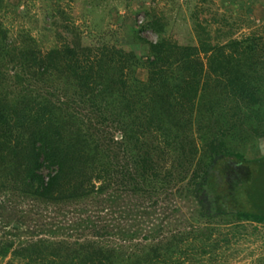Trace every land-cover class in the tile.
I'll use <instances>...</instances> for the list:
<instances>
[{
	"label": "rangeland",
	"instance_id": "rangeland-1",
	"mask_svg": "<svg viewBox=\"0 0 264 264\" xmlns=\"http://www.w3.org/2000/svg\"><path fill=\"white\" fill-rule=\"evenodd\" d=\"M0 26L9 44L0 51V102L53 103L92 148L109 150L127 170L133 143H123V103L115 94L104 93L103 109L93 110L62 69L40 74L19 54L69 44L115 46L143 59L144 40L161 39L223 47L222 65L211 68L201 55L206 65L190 122L179 110L168 112L167 103L159 107L164 130L151 142L170 140L161 154L154 151L163 171L157 181L137 187L130 176L106 193L63 201L22 195L1 182L0 264H264V222L226 203L243 190L238 177L227 182L237 160L223 155L213 168L223 170L219 207L203 198L195 179L210 164V140L224 141L228 151L263 163L249 182H261L264 203V0H0ZM128 78L132 93L140 92L147 67ZM187 138L191 144L181 148Z\"/></svg>",
	"mask_w": 264,
	"mask_h": 264
},
{
	"label": "trees",
	"instance_id": "trees-1",
	"mask_svg": "<svg viewBox=\"0 0 264 264\" xmlns=\"http://www.w3.org/2000/svg\"><path fill=\"white\" fill-rule=\"evenodd\" d=\"M144 41L149 47V55L143 59L115 46L93 48L71 47L69 44L47 52L19 54L32 61L40 74L62 69L77 91L87 97L93 110L103 109L104 93L112 91L115 94L119 105L123 103L119 110L123 143H133V147L128 148L132 161L130 169L113 161L116 156L112 157L107 152L109 150L92 148L88 143L89 136L79 130L75 122L60 118L53 103L28 99L15 103L3 101L0 102V183L9 185L22 195L63 201L96 192L106 193L115 181H125L130 176L137 182V187L157 181L163 171L154 151L161 154L164 140H170L168 136L157 146L151 142L152 136L158 138V132L164 130L159 107L162 102L167 103L168 112L179 110L189 117L190 122L206 65L201 55H205L211 68L214 63L222 65L223 47H183L167 39ZM8 48L0 26V51ZM142 65L148 69V81L141 83L140 92L132 93L134 86L130 83L128 71L130 74ZM100 95L103 97L101 101ZM248 96L251 101H258L254 92ZM132 133L138 136L134 137ZM190 144L187 138L181 148ZM208 152L210 164L200 174H195L203 198L212 207H219V197L223 195L219 191L223 170L217 175L213 168L223 160V155L232 156L237 162L232 167L233 172L228 174L227 182L232 185L231 176L238 177V188L243 190L239 198L230 193L226 203L241 217L264 222L261 182H249L251 175H256L263 163L255 164L240 153L228 151L226 143L217 139L210 140Z\"/></svg>",
	"mask_w": 264,
	"mask_h": 264
}]
</instances>
